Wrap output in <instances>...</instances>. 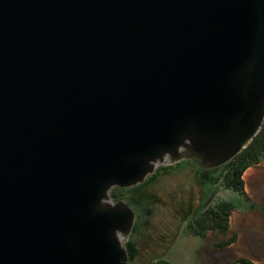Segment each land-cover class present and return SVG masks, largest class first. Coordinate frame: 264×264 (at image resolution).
<instances>
[{"label":"water","instance_id":"obj_1","mask_svg":"<svg viewBox=\"0 0 264 264\" xmlns=\"http://www.w3.org/2000/svg\"><path fill=\"white\" fill-rule=\"evenodd\" d=\"M263 124L264 0H0V264H128L110 191Z\"/></svg>","mask_w":264,"mask_h":264},{"label":"rangeland","instance_id":"obj_2","mask_svg":"<svg viewBox=\"0 0 264 264\" xmlns=\"http://www.w3.org/2000/svg\"><path fill=\"white\" fill-rule=\"evenodd\" d=\"M172 166L150 175L152 183L110 191L111 199L124 197L141 217L133 233L140 252L130 264H264V158L244 175L246 198L221 180L223 169L213 175L188 161ZM208 176L218 184L205 182ZM220 201L235 206L229 230L198 235L195 222Z\"/></svg>","mask_w":264,"mask_h":264},{"label":"trees","instance_id":"obj_3","mask_svg":"<svg viewBox=\"0 0 264 264\" xmlns=\"http://www.w3.org/2000/svg\"><path fill=\"white\" fill-rule=\"evenodd\" d=\"M263 158H264V124L261 130L259 131V133L249 143L247 148L244 149L239 155H237L235 158H233L231 161L226 163L221 168L210 171L203 170L201 172L205 174L214 175L215 172L221 169L225 170L224 172L225 174H227L225 178V182L227 186L233 190L236 189L237 190L236 192H239L240 195L247 197V194H245V188H244V182L242 176L244 175L245 170L249 166L260 163ZM191 163L194 165L193 162ZM170 167L171 166L158 168L157 172L155 173V176L158 173L165 172ZM154 177H152V179ZM206 180L207 181L211 180L212 182H214V184L217 183L216 179L213 177L208 176L206 177ZM112 197L116 199L113 200L114 202L119 201L121 199L125 200V198L122 196L113 195ZM223 202L224 201H220V204L222 206L218 205L216 206L217 208L216 207L211 208L201 214L200 218L195 222V225H198V227L201 229V231L197 232L198 235L204 236L207 231L224 233L229 229V218L235 206L230 202H224V203ZM126 248L130 256V262H129L130 264L135 259L134 257L138 255L140 250L136 242L132 239H130V241L126 243Z\"/></svg>","mask_w":264,"mask_h":264},{"label":"flooded vegetation","instance_id":"obj_4","mask_svg":"<svg viewBox=\"0 0 264 264\" xmlns=\"http://www.w3.org/2000/svg\"><path fill=\"white\" fill-rule=\"evenodd\" d=\"M247 148V147H246ZM245 148V149H246ZM239 155V154H238ZM183 162V161H182ZM182 162H180V163H178V164H176V165H180ZM192 162V161H191ZM190 162V163H191ZM228 163V162H227ZM261 163V162H260ZM260 163H258V164H254V165H251V166H249L246 170H245V172H244V175H245V173H246V171L248 170V169H250L251 167H254V166H258V165H260ZM225 165V164H224ZM224 165H222V166H220V167H217V168H214V169H218V168H221V167H223ZM194 166L198 169V171H203V169H201V168H199L196 164H194ZM166 167H169V166H166ZM171 167H173V166H171ZM214 169H211V170H214ZM204 171H210V170H204ZM157 172V171H156ZM155 172V173H156ZM225 174V173H224ZM226 175L227 174H225V175H223V177L221 178V180H223L224 181V183H225V185L227 186V184H226V182H225V178H226ZM244 175L242 176V179H243V182H244V188H245V191H246V184H245V178H244ZM153 181L152 180H150V181H148L147 182V179L143 182V183H141V185H143V184H145V183H152ZM205 182H207V183H209V184H213V183H211L212 181L210 180V181H207V180H205ZM217 183L216 184H218V182L219 181H216ZM147 184H146V186H147ZM216 184H213V185H216ZM140 185V184H139ZM228 187V186H227ZM133 189H135L134 187H132ZM229 188V187H228ZM124 189H126V188H124ZM229 190H231L233 193H236V191H234L233 189H231V188H229ZM238 194L240 195V193L238 192ZM242 196V195H241ZM243 198H246V197H244V196H242ZM113 198V197H112ZM210 199V198H209ZM112 200H116V199H112ZM121 200H123V199H121ZM140 200H143V199H140ZM120 201V200H119ZM125 201V200H124ZM116 202H118V201H116ZM127 202V201H126ZM128 204L132 207V209L135 211V214H136V216H135V223H134V228H133V231H132V233H131V235H130V237H129V239H128V242L130 241V239H132L133 240V233H134V231L135 232H137V226L138 225H140V220H141V217H139V215L137 216V211H136V209L131 205V203H129L128 202ZM207 205V204H206ZM209 205H211V204H209ZM139 223V224H138ZM136 229V230H135ZM229 230V229H228ZM227 230V231H228ZM226 231V232H227ZM208 232V231H207ZM206 232V233H207ZM225 233V232H224ZM139 248V247H138ZM129 262H130V256H129ZM129 264V263H128Z\"/></svg>","mask_w":264,"mask_h":264},{"label":"bare ground","instance_id":"obj_5","mask_svg":"<svg viewBox=\"0 0 264 264\" xmlns=\"http://www.w3.org/2000/svg\"><path fill=\"white\" fill-rule=\"evenodd\" d=\"M249 145V144H248ZM250 147V146H249Z\"/></svg>","mask_w":264,"mask_h":264},{"label":"clouds","instance_id":"obj_6","mask_svg":"<svg viewBox=\"0 0 264 264\" xmlns=\"http://www.w3.org/2000/svg\"><path fill=\"white\" fill-rule=\"evenodd\" d=\"M195 164V163H194Z\"/></svg>","mask_w":264,"mask_h":264}]
</instances>
